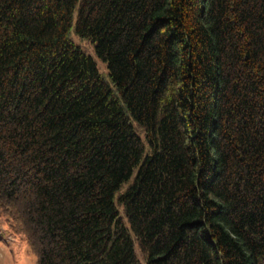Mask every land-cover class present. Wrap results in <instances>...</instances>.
Segmentation results:
<instances>
[{"label":"trees","instance_id":"1","mask_svg":"<svg viewBox=\"0 0 264 264\" xmlns=\"http://www.w3.org/2000/svg\"><path fill=\"white\" fill-rule=\"evenodd\" d=\"M0 215L35 264H264V0H0Z\"/></svg>","mask_w":264,"mask_h":264},{"label":"rangeland","instance_id":"2","mask_svg":"<svg viewBox=\"0 0 264 264\" xmlns=\"http://www.w3.org/2000/svg\"><path fill=\"white\" fill-rule=\"evenodd\" d=\"M72 38L87 52L92 53L90 44L75 35ZM98 68L104 72V64L95 58ZM0 264H35V255L30 250L24 236L9 230L4 216L0 215Z\"/></svg>","mask_w":264,"mask_h":264}]
</instances>
